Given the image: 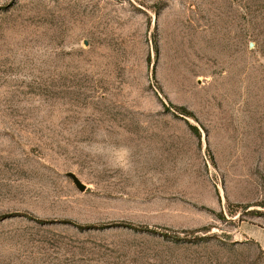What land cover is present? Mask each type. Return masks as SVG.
<instances>
[{
  "label": "rangeland",
  "instance_id": "rangeland-1",
  "mask_svg": "<svg viewBox=\"0 0 264 264\" xmlns=\"http://www.w3.org/2000/svg\"><path fill=\"white\" fill-rule=\"evenodd\" d=\"M0 216V264H264V0H0Z\"/></svg>",
  "mask_w": 264,
  "mask_h": 264
},
{
  "label": "trees",
  "instance_id": "trees-1",
  "mask_svg": "<svg viewBox=\"0 0 264 264\" xmlns=\"http://www.w3.org/2000/svg\"><path fill=\"white\" fill-rule=\"evenodd\" d=\"M168 104H169V107L177 110L179 113H181L183 115H186L188 117L195 118V115L193 114V112L189 111L187 108L182 107V106H176V105H173L172 103H168ZM188 125H189L190 129L193 131V133H195L196 135H199L198 129L195 126H193V125H191L189 123H188ZM126 226H129V225H126ZM128 228L133 229V230H136V231H145V230H148V229L143 228V227H133V226H129Z\"/></svg>",
  "mask_w": 264,
  "mask_h": 264
},
{
  "label": "water",
  "instance_id": "water-1",
  "mask_svg": "<svg viewBox=\"0 0 264 264\" xmlns=\"http://www.w3.org/2000/svg\"><path fill=\"white\" fill-rule=\"evenodd\" d=\"M75 185L79 188V190H84L85 186L82 184L74 175H71Z\"/></svg>",
  "mask_w": 264,
  "mask_h": 264
}]
</instances>
